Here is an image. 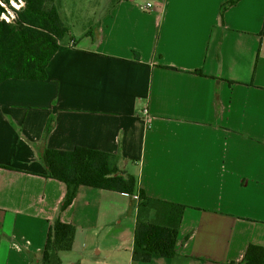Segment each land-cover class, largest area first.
<instances>
[{
  "label": "crops",
  "instance_id": "0c3cea01",
  "mask_svg": "<svg viewBox=\"0 0 264 264\" xmlns=\"http://www.w3.org/2000/svg\"><path fill=\"white\" fill-rule=\"evenodd\" d=\"M59 1L70 35L48 79L0 84V264H41L59 216L75 228L61 264H145L138 198L80 187L60 214L46 149L119 154L148 197L187 207L177 255L147 264L264 248V0Z\"/></svg>",
  "mask_w": 264,
  "mask_h": 264
},
{
  "label": "trees",
  "instance_id": "16d2710c",
  "mask_svg": "<svg viewBox=\"0 0 264 264\" xmlns=\"http://www.w3.org/2000/svg\"><path fill=\"white\" fill-rule=\"evenodd\" d=\"M56 0H24L13 23L0 21V84L6 80L46 81L47 68L68 38L70 29ZM232 0L223 8L237 4ZM54 126L50 118L44 131L47 140ZM123 158L85 148L73 151L46 149L42 162L48 178L66 185L60 214L74 201L80 187L111 191L138 198L132 260L150 263L155 258L177 255V242L186 208L184 205L148 197L138 179L121 169ZM6 166L0 165V169ZM75 228L60 216L50 226L41 264H61L59 254L73 248ZM241 264H264V248L250 246Z\"/></svg>",
  "mask_w": 264,
  "mask_h": 264
},
{
  "label": "built area",
  "instance_id": "2783aa9c",
  "mask_svg": "<svg viewBox=\"0 0 264 264\" xmlns=\"http://www.w3.org/2000/svg\"><path fill=\"white\" fill-rule=\"evenodd\" d=\"M24 5L23 0H0V21L13 23L17 12L20 11ZM142 114L145 119H150L148 108H144Z\"/></svg>",
  "mask_w": 264,
  "mask_h": 264
},
{
  "label": "rangeland",
  "instance_id": "374dc122",
  "mask_svg": "<svg viewBox=\"0 0 264 264\" xmlns=\"http://www.w3.org/2000/svg\"><path fill=\"white\" fill-rule=\"evenodd\" d=\"M23 3H24V0H23ZM24 4H25V3H24ZM55 4L58 6V5H59V0H56V1H55ZM23 8H24V7H23ZM23 8H22V9H23ZM22 9H21V10H22ZM21 10H20V11H21ZM20 11H18V12H20ZM16 12H17V11H16Z\"/></svg>",
  "mask_w": 264,
  "mask_h": 264
}]
</instances>
